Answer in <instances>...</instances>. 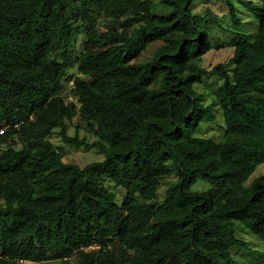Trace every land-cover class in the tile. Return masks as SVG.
Wrapping results in <instances>:
<instances>
[{
	"label": "trees",
	"instance_id": "1",
	"mask_svg": "<svg viewBox=\"0 0 264 264\" xmlns=\"http://www.w3.org/2000/svg\"><path fill=\"white\" fill-rule=\"evenodd\" d=\"M210 1L0 0V264H236L235 221L264 240V0H227L259 24L211 68ZM219 109L223 138L198 135ZM54 133L105 157L68 162Z\"/></svg>",
	"mask_w": 264,
	"mask_h": 264
},
{
	"label": "rangeland",
	"instance_id": "2",
	"mask_svg": "<svg viewBox=\"0 0 264 264\" xmlns=\"http://www.w3.org/2000/svg\"><path fill=\"white\" fill-rule=\"evenodd\" d=\"M235 2V1H234ZM210 7L214 13L218 16L217 19H211L208 17L206 28L211 33L213 49L210 50L204 56V65L207 67H213L219 62H226L234 52V41L237 40V31L247 33L249 37H252L257 30L259 24L258 17L245 5L241 3H236L237 14L239 15L242 26L238 27L235 25L233 18L230 14V4L227 0H211L210 2H199L195 11L206 12V8ZM160 45V41L151 44L147 50L143 53L141 60H145L153 56L154 51ZM80 46H78V49ZM70 72H76V68L70 70ZM216 79V77H207L206 80L200 84H196L198 91L205 93V102L209 103L215 98V90L222 82ZM70 84L64 83L63 93L68 100H71L70 95ZM78 119L73 121L77 122ZM79 121V120H78ZM71 123V124H73ZM225 118L221 110L219 109L216 113V117L213 121L203 122L197 131L198 135L209 136L215 139H221L224 136L225 131ZM69 133L74 135L76 133V127L74 125L70 126ZM81 136H87L89 140H93V136L87 134L85 130H80ZM53 143L61 149L64 154V159L68 162H75L80 165H85L89 162L102 160L105 154L97 148H88L79 145H72L65 143L58 133H54L50 136ZM264 172V164H260L255 172L253 173L251 179L258 176ZM176 179V175L165 179L159 188L157 201H162L166 195V190L168 185L172 180ZM198 186V185H197ZM196 186V187H197ZM111 187V185H110ZM121 190V196L124 195L125 190ZM235 226L237 229V235L246 239L249 243V247H237L233 246L230 248L232 256L236 264H258L264 263V240L258 238L252 233V231L244 226L241 222L235 221ZM36 264H64L62 261L59 262H40ZM67 264H79L75 259L69 260Z\"/></svg>",
	"mask_w": 264,
	"mask_h": 264
}]
</instances>
